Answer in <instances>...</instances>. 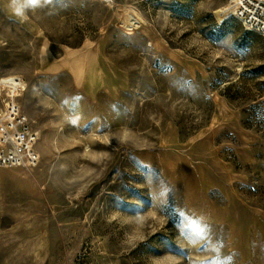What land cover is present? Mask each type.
Here are the masks:
<instances>
[{"label":"rangeland","instance_id":"obj_1","mask_svg":"<svg viewBox=\"0 0 264 264\" xmlns=\"http://www.w3.org/2000/svg\"><path fill=\"white\" fill-rule=\"evenodd\" d=\"M229 1L0 0L40 155L0 168V264H264V39Z\"/></svg>","mask_w":264,"mask_h":264},{"label":"built area","instance_id":"obj_2","mask_svg":"<svg viewBox=\"0 0 264 264\" xmlns=\"http://www.w3.org/2000/svg\"><path fill=\"white\" fill-rule=\"evenodd\" d=\"M108 5L115 0H98ZM227 17L264 39V0H230ZM28 82L21 75L0 78V168L36 169L40 155L36 149L38 134L23 111L22 96Z\"/></svg>","mask_w":264,"mask_h":264},{"label":"clouds","instance_id":"obj_3","mask_svg":"<svg viewBox=\"0 0 264 264\" xmlns=\"http://www.w3.org/2000/svg\"><path fill=\"white\" fill-rule=\"evenodd\" d=\"M46 3L48 0H9V8L13 15L26 18L29 11L43 7Z\"/></svg>","mask_w":264,"mask_h":264},{"label":"bare ground","instance_id":"obj_4","mask_svg":"<svg viewBox=\"0 0 264 264\" xmlns=\"http://www.w3.org/2000/svg\"><path fill=\"white\" fill-rule=\"evenodd\" d=\"M112 5H116V4H115V1L113 2ZM119 7H120V6H119ZM119 7H118V8H119ZM118 8H117V9H118ZM122 8H124V9H129V7H122ZM225 12H226V14H227V9L225 10Z\"/></svg>","mask_w":264,"mask_h":264}]
</instances>
